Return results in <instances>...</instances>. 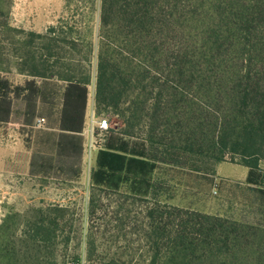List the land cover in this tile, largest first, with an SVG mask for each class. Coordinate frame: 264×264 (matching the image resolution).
Segmentation results:
<instances>
[{"label":"trees","instance_id":"trees-1","mask_svg":"<svg viewBox=\"0 0 264 264\" xmlns=\"http://www.w3.org/2000/svg\"><path fill=\"white\" fill-rule=\"evenodd\" d=\"M14 31L23 35L17 68L33 80L14 86L0 74V124L11 118L13 95L28 92L32 102L40 93L35 79L56 78L66 84L58 153H82L90 75L64 61L56 28ZM99 38L96 108L134 104L124 136H135L138 121L147 141L171 156L238 157L247 184L264 192V0H102ZM156 162L113 137L98 152L92 183L100 190L134 183L141 191ZM153 202L145 217L155 264H264V229ZM97 207L92 201V215ZM32 232L36 242L55 239L53 224Z\"/></svg>","mask_w":264,"mask_h":264},{"label":"rangeland","instance_id":"rangeland-1","mask_svg":"<svg viewBox=\"0 0 264 264\" xmlns=\"http://www.w3.org/2000/svg\"><path fill=\"white\" fill-rule=\"evenodd\" d=\"M101 3L0 0L3 77L21 87L33 80L17 68L23 35L14 30L46 34L52 27L65 41L60 54L64 61L79 75H90L80 134L82 153H58L64 82L35 79L40 93L32 102L26 98L28 92L20 98L12 96L11 118L0 124V264H155L145 217L153 201L264 229L263 189L247 184V169L238 157L227 156L217 163L179 152L171 156L166 148L147 141L148 128L141 122L131 128L135 136L123 135L130 129L125 119L132 117L134 104H125L117 112L96 108ZM41 43L36 47L42 54ZM193 95L198 105L203 104V96ZM42 118L46 123L37 128ZM100 119L109 121L108 133L100 132ZM113 137L130 141L157 161V169L141 191L134 183L122 184L118 190L93 185L98 152ZM26 163L29 171H24ZM92 201L98 205L94 215ZM42 222L54 225L53 242L30 238L32 229Z\"/></svg>","mask_w":264,"mask_h":264},{"label":"built area","instance_id":"built-area-1","mask_svg":"<svg viewBox=\"0 0 264 264\" xmlns=\"http://www.w3.org/2000/svg\"><path fill=\"white\" fill-rule=\"evenodd\" d=\"M46 123V119L42 118V119H38L37 120V128H42ZM98 128L100 130V132H105L108 133V130L110 129V123L107 119H100L98 122Z\"/></svg>","mask_w":264,"mask_h":264},{"label":"crops","instance_id":"crops-1","mask_svg":"<svg viewBox=\"0 0 264 264\" xmlns=\"http://www.w3.org/2000/svg\"><path fill=\"white\" fill-rule=\"evenodd\" d=\"M59 125H60V122H59ZM59 129H60V126H59ZM61 130V129H60ZM62 132V131H60ZM260 167L262 170H264V167L261 166V163H260ZM30 167H29V163H26V167L24 168V171H29ZM247 169V170H246ZM245 172H246V180H247V177H248V173H249V169L245 167Z\"/></svg>","mask_w":264,"mask_h":264}]
</instances>
